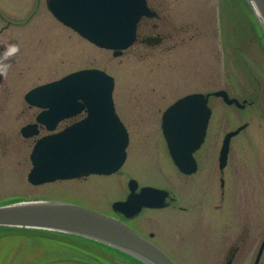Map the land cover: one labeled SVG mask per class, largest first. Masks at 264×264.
<instances>
[{"label": "rangeland", "instance_id": "obj_1", "mask_svg": "<svg viewBox=\"0 0 264 264\" xmlns=\"http://www.w3.org/2000/svg\"><path fill=\"white\" fill-rule=\"evenodd\" d=\"M45 1L26 10L31 0H0V26L17 23L0 37L19 45L0 84V205L42 199L111 213V203L125 197L127 181L134 178L139 186L166 189L175 198L167 207L144 209L128 224L144 237L153 232L151 241L177 264H224L232 246L239 247L232 264H253L264 231V39L243 0H148L173 17L169 41L152 47L136 42L119 56L64 26ZM183 23L190 27L179 31ZM86 67L114 78L115 110L129 133L125 162L110 175L32 185L26 175L36 137L25 140L19 133L29 121L21 111L30 114L23 95ZM218 89L247 104L240 108L210 96L206 136L194 153L197 171L182 174L167 152L161 113L180 96ZM244 123L230 141L221 174L223 136ZM2 236L0 264H100L37 230L18 228ZM258 264H264V249Z\"/></svg>", "mask_w": 264, "mask_h": 264}, {"label": "water", "instance_id": "obj_2", "mask_svg": "<svg viewBox=\"0 0 264 264\" xmlns=\"http://www.w3.org/2000/svg\"><path fill=\"white\" fill-rule=\"evenodd\" d=\"M256 2L264 16V0ZM47 4L60 21L96 45L113 49L115 55L134 41L139 18L154 14L145 0H47ZM262 29L264 31V26ZM144 41L149 43L148 39ZM113 86L112 77L103 70L82 69L26 94L31 104L48 108L49 130H53L61 118L82 110L86 112L84 119L36 141L30 154L32 168L27 176L31 183L76 178L91 173L109 174L122 165L128 136L114 109ZM210 94L221 96L228 104L240 106L238 100L229 98L223 90L207 94L191 93L176 100L162 115V134L171 159L186 174L196 170L193 152L204 140L210 115L207 106ZM37 119L46 122L42 115ZM245 125L224 136L218 157L220 170L227 161L231 136ZM22 132L30 136L36 134L37 129L35 125H27ZM128 187L125 199L111 205L114 212L125 218L133 217L144 207L166 205V190L149 186L136 190L137 183L133 179L128 182ZM24 202V205L17 202L2 204L0 225L76 234L111 245L148 264H176L162 249L118 217L68 202L42 199H27ZM263 248L264 238L255 264Z\"/></svg>", "mask_w": 264, "mask_h": 264}, {"label": "flooded vegetation", "instance_id": "obj_3", "mask_svg": "<svg viewBox=\"0 0 264 264\" xmlns=\"http://www.w3.org/2000/svg\"><path fill=\"white\" fill-rule=\"evenodd\" d=\"M32 5L30 7H28L26 10H29L31 7H33V9L35 8L37 4V0H31ZM147 5L150 7L151 10H153L155 12V16L153 17H142L137 25V30H136V42H140L142 44H146L147 46H160L164 43V41H169L170 39V35L172 34V32L170 30H167V26L168 23H170V20L172 21L173 17L171 16V14H166L163 13L162 10H157L152 8L149 5V1L146 0ZM32 9V10H33ZM4 16L0 14V18L3 20ZM11 24H17L16 22H10L9 20L6 21V23L2 26H0V35L2 36V33L5 32L7 30V28L11 25ZM190 27L189 24L187 23H183L180 25L179 27V31H186L188 28ZM148 39L149 43H156L155 44H148L143 40ZM184 40L181 41V43H183ZM0 51H1V47H0ZM26 109L29 110L30 114L25 113L24 110H22L21 112L23 114H26V116L29 118V121L26 123H34L35 122V117L38 111H40L39 108L30 106V105H26ZM36 109V110H35ZM35 110V112H34ZM83 116V113H80L72 118H68V119H63L60 122H58L57 127L58 128H62L68 124H70L71 122H74L76 120H79L81 117ZM25 123V124H26ZM38 128L40 129V131L42 132L44 130V126L42 124H38ZM2 132V131H1ZM19 133H20V128H19ZM15 135V134H14ZM21 135V133H20ZM25 140H29L30 138L26 137L24 138ZM12 147H15L14 145H11ZM169 204H172V201H168ZM239 251V247L238 246H232V248H230L227 252V255L225 256V262L224 264L228 263V264H232L235 260L236 254ZM254 264V262H253Z\"/></svg>", "mask_w": 264, "mask_h": 264}, {"label": "trees", "instance_id": "obj_4", "mask_svg": "<svg viewBox=\"0 0 264 264\" xmlns=\"http://www.w3.org/2000/svg\"><path fill=\"white\" fill-rule=\"evenodd\" d=\"M26 229L37 230L47 236L48 234H50L53 237L50 236L49 238H55V240L61 239L60 241L61 247L64 246L67 249L73 250L75 252H80L85 256L91 257L92 259L95 258L98 260H102L104 258H108V259L120 260L121 262H124L126 264H136V260H134V258L130 257L128 254L88 238H84L73 234H66V233L60 234L49 230L33 229V228H26ZM11 230H15V229L8 227H0V238L3 237L2 232L5 233Z\"/></svg>", "mask_w": 264, "mask_h": 264}, {"label": "bare ground", "instance_id": "obj_5", "mask_svg": "<svg viewBox=\"0 0 264 264\" xmlns=\"http://www.w3.org/2000/svg\"><path fill=\"white\" fill-rule=\"evenodd\" d=\"M243 4H242V7L243 8H245L246 10V14L249 16V18L251 17L254 21L253 22H256L257 24H256V27H263L264 25H261V17H264L263 16V14H262V12L260 11V9H259V7H258V5H257V2H256V0H243ZM15 202H17V203H20V204H23V203H25L24 202V200H17V201H15ZM3 204H5V203H3ZM26 204V203H25ZM2 205V204H1ZM0 205V206H1ZM24 205V204H23ZM0 227H8V228H14V229H17V228H26V227H20V226H6V225H0ZM34 229H40V228H34ZM42 230H46V229H42ZM57 233H60V234H63L64 232H61V231H59V232H57ZM89 239V238H88ZM92 240V239H91ZM94 241H96V240H94ZM96 242H98V243H101V244H105V243H102V242H99V241H96ZM152 242V241H151ZM153 243V242H152ZM155 244V243H154ZM105 245H107V244H105ZM156 245V244H155ZM107 246H109V245H107ZM157 246V245H156ZM110 247H113V246H111L110 245ZM114 248V247H113ZM160 248V247H159ZM115 249H117V248H115ZM160 249H162V248H160ZM117 250H119V249H117ZM163 251H164V249H162ZM121 251V250H120ZM123 252V251H122ZM125 253V252H124ZM126 254H128V253H126ZM130 257H132V258H134V260H136V264H148L147 262H145L144 260H142V259H139V258H137V257H134V256H132V255H130V254H128Z\"/></svg>", "mask_w": 264, "mask_h": 264}, {"label": "clouds", "instance_id": "obj_6", "mask_svg": "<svg viewBox=\"0 0 264 264\" xmlns=\"http://www.w3.org/2000/svg\"><path fill=\"white\" fill-rule=\"evenodd\" d=\"M261 25H264V17H261ZM19 52V45L12 43L7 45L0 52V76H4L10 67V57H14Z\"/></svg>", "mask_w": 264, "mask_h": 264}]
</instances>
